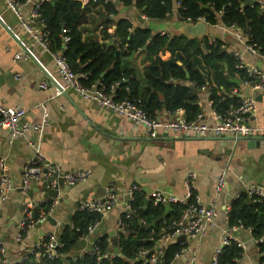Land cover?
Instances as JSON below:
<instances>
[{
	"label": "crops",
	"instance_id": "1",
	"mask_svg": "<svg viewBox=\"0 0 264 264\" xmlns=\"http://www.w3.org/2000/svg\"><path fill=\"white\" fill-rule=\"evenodd\" d=\"M37 1L27 0L15 13L9 0H0V106L24 110V121L30 124V130L15 138L7 127L0 128V160L6 166L4 171L0 170V175L4 173L10 178L13 186L7 200L2 203L0 214V243L7 251L5 257L12 264L22 263L23 256L37 246L36 238L42 240L53 231L60 237L66 226L73 225L75 215L82 213L79 201L100 197L108 188L114 189L117 204L102 218L94 234H87L79 240L72 255L79 257L91 252L96 240L102 236H107L111 243L113 238H117L119 244L120 235L124 233L122 218L128 215L127 193L132 184L142 187L145 194L161 190L183 199L187 193L185 180L195 174L194 194L201 204L215 206L218 212L215 223L207 226L200 238H188L185 242L175 239L167 244H158L162 248L178 242L185 244L183 255L172 264H212L214 252L229 229L225 207L243 192L244 186H264V138L192 137L164 132H159L157 138H151L145 127L133 124L73 90H66L67 95L58 94L62 83L54 59L23 26L29 23ZM113 1L116 3V0ZM89 2L82 0L83 5ZM116 10L117 16L104 13V6L90 9L81 24L83 40L96 39L105 46H118L120 39L115 36V23L120 18L129 19L133 28H149L153 34L168 36L178 34L176 27L184 23L177 19L176 10L165 20H149L140 16L137 9L124 8L120 3L116 4ZM149 23L155 27L152 28ZM31 27L35 28V24ZM207 35L222 40L229 52H239L246 65L264 73V59L248 52L245 44L238 42L222 25H208ZM16 55H25L27 59H16ZM160 57L166 61L171 54L163 51ZM123 62L133 70L131 76L142 81L151 61L143 49L128 54ZM98 81L104 82L103 79ZM44 82L49 85L46 89L41 87ZM238 88L242 96H252L257 103L256 113L247 119L248 125L263 127L264 92L252 91L247 82H242ZM207 90L203 88L197 93L198 104L202 121L214 126L215 114ZM176 112L163 109L156 115L170 120ZM45 122L43 131L33 129ZM37 148L63 171L90 169L91 175L75 186L59 187L58 195L48 200L52 202V207L40 223L42 227L36 226L29 238L19 243L17 235L26 217L29 201L36 206L49 203L42 201L48 188L41 180H34L31 185L32 196L30 191L24 193L20 190L26 167L35 159ZM223 172L226 173V187L217 193V181ZM151 203L145 198V208ZM160 206L164 209L157 220L149 224L141 221V225L151 228V232L158 236V241L170 230L171 223L182 217L168 220L171 206L167 211L165 205ZM41 231L44 236L39 238ZM237 236L244 249L238 264H260L262 255L252 233L240 230Z\"/></svg>",
	"mask_w": 264,
	"mask_h": 264
},
{
	"label": "trees",
	"instance_id": "2",
	"mask_svg": "<svg viewBox=\"0 0 264 264\" xmlns=\"http://www.w3.org/2000/svg\"><path fill=\"white\" fill-rule=\"evenodd\" d=\"M20 1L25 3L27 0ZM246 1L116 0L114 3L113 0H90L87 5H83L82 0H44L41 11L53 52L60 53L63 50L64 31H69L71 41L64 55L75 73L89 77L85 81L86 85L98 79H103L109 87L120 83L118 97L140 101L142 109L149 116L156 117V112L163 109L170 113L182 109L186 119L191 121L201 115V108L198 94L192 92L189 84L197 89V93L207 88L213 110L224 113L239 101L237 96L232 95L233 89L239 86L232 83L231 79L238 78L243 83L252 81L244 69L236 68L237 60L222 40L208 36L188 39L185 36L153 34L149 28H133L129 19L120 18L115 23V36L120 39V44L105 46L96 39L84 41L81 24L87 12L96 6H104V13L117 16L116 4L120 3L124 8L137 9L140 16L149 20H165L173 16L176 10L177 19L181 22L190 19V23L197 24L202 18L209 26H236L248 36V44L255 46L264 56V11L256 1L250 5H246ZM143 49L151 62L144 71L143 80L137 81L132 77L133 70L124 65L123 59ZM163 51H169L171 58L164 61L160 57ZM51 207V201L39 205L35 217L48 214ZM171 208L168 220L182 215L185 205L174 204ZM163 209L153 203L145 208V196L137 193L132 202L133 214L122 218L124 233L120 235L118 246L113 247L108 237L102 236L96 240L91 252L74 257L72 252L76 244L87 234L88 226L99 219L95 213L79 212L73 219V225L66 226L61 232L62 246L58 249V258L36 259L26 254L27 259L20 264H142L136 260L138 253L154 248L159 238L140 221L149 224L157 220ZM227 221L229 228L242 224L245 230L252 231L259 254L262 255L260 264H264V202L254 201L242 192L231 202ZM184 246V243L178 242L165 248L163 264L173 262ZM105 254L115 256L104 257ZM243 255V247L232 243L224 248L218 264H238Z\"/></svg>",
	"mask_w": 264,
	"mask_h": 264
},
{
	"label": "built area",
	"instance_id": "3",
	"mask_svg": "<svg viewBox=\"0 0 264 264\" xmlns=\"http://www.w3.org/2000/svg\"><path fill=\"white\" fill-rule=\"evenodd\" d=\"M43 1L44 0H38L35 2L29 23H24L23 26L30 31L42 48L50 52L54 59L58 76L62 83L60 89L57 91L58 94H62L63 91L66 90H73L81 97L98 104L100 107H103L120 117H124L133 124L145 127L151 138H157L159 132L192 137L247 138L260 136L264 138V126L252 127L247 123L248 117L256 113L257 103L252 96H242L241 89L239 88H235L232 91V95L239 98L237 104L231 105L224 113L214 111L216 124L210 126L202 121V115L195 120H187L181 109L178 110L175 117L170 120L158 116L151 117L142 109L140 101L120 99L118 97L117 90L120 83H114L110 87L103 81L92 82L91 84L86 85L85 81L88 80L89 77L86 74L79 75L75 73L64 55L68 44L71 41L69 31H64L63 50L60 53L50 51L49 32L41 11ZM93 1L97 2V0ZM253 1L259 3L261 9L264 11L263 0H252V2ZM9 5L15 13H18L23 3L20 0H9ZM202 21L205 20L202 18L198 20V22ZM186 22L190 23L191 20L187 19ZM31 24H35V28H32ZM222 28L226 30H234L232 34L235 39L240 43L243 42L248 52L264 59V56L260 55L259 50L255 46L248 44V36L238 30L236 26L232 25L231 27ZM233 56L237 60L236 68L246 70L248 77L252 79L251 82H247L252 91L264 92V73L255 67L246 65L243 56L239 52L236 54L233 53ZM21 58L27 59L25 55H16V59ZM48 86L47 82H44L41 85L44 89ZM24 116V110H14L0 106V128L7 127L12 138L21 136L30 130V124L24 121ZM45 126L46 122L35 125L33 129L43 131ZM5 167L3 160H0V170L4 171ZM24 174L22 191L27 193L31 190V185L34 180L43 181L47 185V190L55 189L60 186V181H62L63 185L75 186L86 181L91 175V170L83 169L65 172L60 166L50 162L41 152L40 148H37L35 159L28 164ZM195 179V174H191L186 178L184 184L187 193L183 199L161 190H155L149 194H145L142 187L138 184H132L127 193V216H131L132 202L135 200L137 193L144 195L145 198L151 200L154 205L171 206L174 204H183L185 205V209L183 210L182 217L177 221H173L170 225V230L163 235L162 240L157 241L156 243L158 244L159 242H162V244H167V242L178 239L180 236H186L190 239L200 238L205 234L207 226L215 223V220L218 217V212L215 206L200 203L199 197L194 194ZM225 187L226 173L223 172L218 178L216 192L220 193ZM12 188L13 186L10 178L2 173V175H0V214L2 203L7 200ZM243 192L254 201L264 202V186L258 184L247 185L244 186ZM117 202L118 198L113 188H108L105 194L100 197L79 201V210L82 212L95 213L99 216L97 221L88 226L87 234L90 235L95 233L102 218L106 216ZM37 207L38 206L29 201L26 209V217L21 224L20 233L17 235V241L19 243H24L29 238L31 232L36 228L37 224L42 223L46 219L45 214H41L38 218L35 217V210ZM224 211L226 219L228 220L231 211V203L225 207ZM240 230H245L242 224L234 225L224 233L221 238V244L214 252L212 264H218L219 256L223 253L224 248L230 246L232 243H236L243 247L237 236ZM246 230L248 231V229ZM249 231L252 232L251 230ZM61 246L62 244L59 234L56 231L48 232L42 240H39L37 246L27 254L35 256L36 259L43 257L53 260L59 257L60 254L58 249ZM157 246L152 249L140 251L136 260L142 264H163L165 248H162L159 244ZM6 253L7 251L0 243V264H12V262L5 257ZM183 253L184 250L176 254L174 260L182 256ZM113 256L115 255H104V257ZM26 259L27 257L23 256V261ZM172 263L173 262L170 264Z\"/></svg>",
	"mask_w": 264,
	"mask_h": 264
},
{
	"label": "water",
	"instance_id": "4",
	"mask_svg": "<svg viewBox=\"0 0 264 264\" xmlns=\"http://www.w3.org/2000/svg\"><path fill=\"white\" fill-rule=\"evenodd\" d=\"M252 3V0H247L246 1V5H250ZM143 21V20H142ZM177 31L178 34L174 35V36H185L188 39H202L204 37H207V29H208V24L205 21L202 22H198L197 24H193V23H183L178 25L177 27ZM173 37V36H172ZM180 65H182L181 62H179ZM189 74H187V79H189ZM231 82L236 84V85H241V80L240 79H231ZM190 89L192 90V92L194 94H197V89L192 86L191 84H189ZM63 94L67 95L65 91H63ZM61 186H63L62 181H60V186H58L55 189H51L48 190L46 192V194L43 196V200L42 201H48L51 198H54L58 195V191H59V187L61 188ZM20 190L22 191V188H20ZM29 195L32 196L33 192L30 191ZM166 211L170 209V207L167 205L165 206ZM49 221L52 222V218H48ZM53 223V222H52ZM140 224H142V222L140 221ZM38 228L42 227V224H37ZM44 236V232L41 231L39 238ZM188 238L186 236H180L178 238L179 241L185 242ZM36 241L39 242L38 238H36ZM112 243L115 246H118V242H117V238H113Z\"/></svg>",
	"mask_w": 264,
	"mask_h": 264
},
{
	"label": "bare ground",
	"instance_id": "5",
	"mask_svg": "<svg viewBox=\"0 0 264 264\" xmlns=\"http://www.w3.org/2000/svg\"><path fill=\"white\" fill-rule=\"evenodd\" d=\"M184 23H187V22H184ZM224 28H226V27H224ZM227 31L233 33L234 30H232V29H227ZM236 53H237V52H234V54H236ZM245 71H246V70H245Z\"/></svg>",
	"mask_w": 264,
	"mask_h": 264
},
{
	"label": "rangeland",
	"instance_id": "6",
	"mask_svg": "<svg viewBox=\"0 0 264 264\" xmlns=\"http://www.w3.org/2000/svg\"><path fill=\"white\" fill-rule=\"evenodd\" d=\"M149 25H151V23H149ZM152 28H154L155 26L154 25H151Z\"/></svg>",
	"mask_w": 264,
	"mask_h": 264
}]
</instances>
